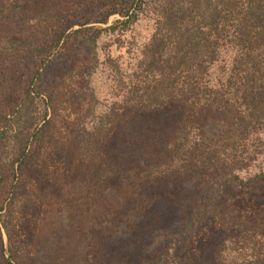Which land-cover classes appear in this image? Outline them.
<instances>
[{
  "label": "rangeland",
  "instance_id": "rangeland-1",
  "mask_svg": "<svg viewBox=\"0 0 264 264\" xmlns=\"http://www.w3.org/2000/svg\"><path fill=\"white\" fill-rule=\"evenodd\" d=\"M159 1L91 49L123 0H0V264H264V133L174 167L177 138L216 137L235 106L122 104Z\"/></svg>",
  "mask_w": 264,
  "mask_h": 264
},
{
  "label": "trees",
  "instance_id": "trees-1",
  "mask_svg": "<svg viewBox=\"0 0 264 264\" xmlns=\"http://www.w3.org/2000/svg\"><path fill=\"white\" fill-rule=\"evenodd\" d=\"M147 1L154 0H123L122 18L88 29L86 44L95 49L103 34L126 30L145 13ZM157 7L162 9H153V25L164 34H154L141 48L142 85L126 92L122 104L130 112L155 110L172 100L206 107L208 99H215L222 109L235 106L231 124L216 137L184 135L175 142L174 167L190 161L214 167L222 155L228 157L237 149L236 142L259 139L264 133V0H160ZM113 13L107 12L102 21ZM28 138L29 134L20 155L26 152ZM233 159L236 169H242L240 160Z\"/></svg>",
  "mask_w": 264,
  "mask_h": 264
}]
</instances>
